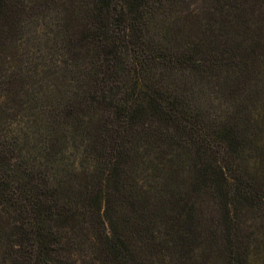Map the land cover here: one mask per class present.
<instances>
[{"label":"trees","instance_id":"16d2710c","mask_svg":"<svg viewBox=\"0 0 264 264\" xmlns=\"http://www.w3.org/2000/svg\"><path fill=\"white\" fill-rule=\"evenodd\" d=\"M0 264H264V0H0Z\"/></svg>","mask_w":264,"mask_h":264},{"label":"rangeland","instance_id":"374dc122","mask_svg":"<svg viewBox=\"0 0 264 264\" xmlns=\"http://www.w3.org/2000/svg\"><path fill=\"white\" fill-rule=\"evenodd\" d=\"M36 35H40L38 33H36ZM34 49H38V52H45V49L36 44L33 47ZM210 90V89H209ZM209 90L203 86V91H205V95L209 96L210 94V99L213 97L212 100H209L208 98L205 97V100L203 99L202 102L203 104L206 106H208L207 108L211 109L213 111V114L215 115H219L224 113V110L227 108L226 106H229L231 104V100L229 98H226L222 95H220V93H215V92H209ZM222 117V116H221ZM203 202V206H207L208 209H211V204L210 202L205 198H203V200H201Z\"/></svg>","mask_w":264,"mask_h":264}]
</instances>
